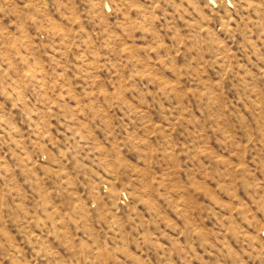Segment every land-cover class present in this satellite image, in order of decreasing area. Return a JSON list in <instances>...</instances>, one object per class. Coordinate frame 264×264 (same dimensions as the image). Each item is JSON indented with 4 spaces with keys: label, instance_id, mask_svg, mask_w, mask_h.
Listing matches in <instances>:
<instances>
[{
    "label": "rangeland",
    "instance_id": "1",
    "mask_svg": "<svg viewBox=\"0 0 264 264\" xmlns=\"http://www.w3.org/2000/svg\"><path fill=\"white\" fill-rule=\"evenodd\" d=\"M0 264H264V0H0Z\"/></svg>",
    "mask_w": 264,
    "mask_h": 264
}]
</instances>
